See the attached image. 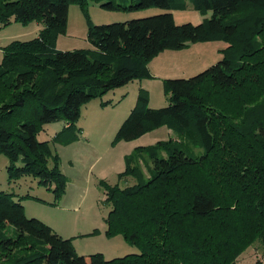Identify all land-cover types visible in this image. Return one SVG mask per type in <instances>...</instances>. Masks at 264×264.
Instances as JSON below:
<instances>
[{"label":"trees","instance_id":"1","mask_svg":"<svg viewBox=\"0 0 264 264\" xmlns=\"http://www.w3.org/2000/svg\"><path fill=\"white\" fill-rule=\"evenodd\" d=\"M189 2L211 17L199 24H176L170 10L185 9L183 0H132L131 9L166 12L109 25L88 21L92 48L63 52L56 50V39L66 31L68 7L78 5L87 17L88 0H0V27L11 22L43 25L36 38L1 48L0 154L8 160V181L36 179L52 191L55 202L63 198L67 179L48 141L37 140L45 126L64 120L67 126L54 140L72 142L80 106L134 79L151 78L146 64L159 53L188 43L227 45L222 59L197 75L164 80L166 106L148 108L139 92L116 132L115 142H130L166 126L185 142L166 156L156 152L163 141L135 148L133 154L146 152L151 159L146 179L130 153L118 179L135 182L125 187L100 183L111 207L106 237L121 235L138 253L111 260L100 253L79 256L72 238L27 218L20 200L0 191V264H234L261 234L264 90L258 91L264 81V47L258 40L264 32V0ZM102 7L120 8L114 0ZM242 8L243 18L237 16ZM255 93L259 95L251 98ZM110 105L101 101L102 107ZM234 116L241 125L231 123ZM245 118L251 119L248 125H242ZM214 218L236 225L232 237L219 239L199 226ZM8 226L14 236L4 235Z\"/></svg>","mask_w":264,"mask_h":264},{"label":"rangeland","instance_id":"2","mask_svg":"<svg viewBox=\"0 0 264 264\" xmlns=\"http://www.w3.org/2000/svg\"><path fill=\"white\" fill-rule=\"evenodd\" d=\"M110 0L96 3L88 0L87 17L80 7L70 4L66 31L56 39V50L73 51L92 48L88 39V21L93 25H109L111 23H124L134 19L144 18L166 12L157 7L147 9H131L132 0H114L119 9L109 10L102 7ZM183 10H170L176 24H199L205 18L211 17V12L202 14L193 9L189 0ZM246 16L243 8L237 16ZM43 25L38 22L22 24L11 22L10 25L0 27V62L2 50L10 41H26L36 38ZM259 43L264 47V32L259 37ZM227 45L222 41H207L188 43L179 50H166L159 53L147 64L152 75L151 78L134 79L129 83L113 88L99 98H94L79 108V119L73 126L76 140L68 143L59 142L55 135L65 126L64 120L56 121L45 126V130L38 133V141H48L49 146L59 157V166L65 175L66 189L64 197L54 201L51 190L38 184V180L31 177H21L8 181V160L0 154V191L12 195L15 201L20 200L25 205V216L35 218L53 232L64 239L72 238V245L79 256H89L100 253L105 260L119 258L127 254L138 253V249L125 242L121 235L106 237V217L111 210L110 203L105 201L104 188L100 184H117L120 187L132 185V177L118 179L119 170L125 168L124 157L135 153L131 149L133 143L115 142L116 132L126 119L134 104L137 102L139 92L148 100L147 107L156 109L166 106V96L163 91V81L166 79H188L219 62L223 57V49ZM264 70V67H262ZM264 90V81L258 93ZM258 93L252 94L254 98ZM121 100V101H119ZM102 102H112L108 107H102ZM101 106V108H100ZM248 109H253L249 105ZM264 119V118H263ZM241 119L231 117V123L239 126ZM251 119L245 118L242 125H248ZM171 129L163 126L158 132L145 135L139 142H162L156 150L158 156H166L174 145L185 142L172 134ZM173 133V132H172ZM171 140L170 142H167ZM137 142V143H139ZM136 143V144H137ZM135 146V145H134ZM130 152V153H129ZM197 153L198 150H195ZM133 163L141 170L140 177H149L151 159L146 152L133 154ZM193 175V174H191ZM68 185V186H67ZM28 195L29 198L25 196ZM221 216V215H219ZM199 226L207 229L219 239L229 238L236 232V225L220 222L214 218L212 222L201 220ZM96 230L95 235H89ZM4 235L14 236V229L8 226ZM261 234L251 240L237 258L234 264H264V229ZM6 255V254H5ZM4 257V256H1Z\"/></svg>","mask_w":264,"mask_h":264},{"label":"crops","instance_id":"3","mask_svg":"<svg viewBox=\"0 0 264 264\" xmlns=\"http://www.w3.org/2000/svg\"><path fill=\"white\" fill-rule=\"evenodd\" d=\"M42 29V28H41ZM119 101H121V100H119ZM134 106H135V104H134ZM133 106V107H134ZM108 107V106H107ZM100 108H101V106H100ZM102 109V108H101ZM162 128V127H161ZM161 128H158V129H156V130H154V131H152V132H149V133H147V134H145V135H150V134H153V133H155V132H158V130H160ZM172 134V135H171ZM145 135H143V136H141V137H139L138 139H136V140H133V141H130V143H133V146L131 147V149L132 150H134L135 148H137V147H147V146H154V143L155 142H151V138H148V140L147 141H144V142H139V140H141ZM169 135H171L172 136V138H174V133H172L171 131H170V133H169ZM137 142H139V143H137ZM137 143V144H136ZM135 145V146H134ZM130 153V152H129ZM125 169V168H124ZM121 172H123V170H119V172H118V174L119 173H121ZM68 186V185H67ZM64 197V196H63ZM23 207H24V209H25V205H23ZM25 211V210H24Z\"/></svg>","mask_w":264,"mask_h":264}]
</instances>
